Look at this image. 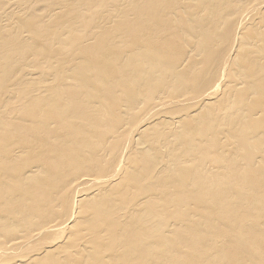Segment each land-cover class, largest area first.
<instances>
[{"label":"bare ground","instance_id":"6f19581e","mask_svg":"<svg viewBox=\"0 0 264 264\" xmlns=\"http://www.w3.org/2000/svg\"><path fill=\"white\" fill-rule=\"evenodd\" d=\"M52 1H0L29 30L0 25V93L41 48L53 77L0 97V264H264V0H109L93 32L92 0Z\"/></svg>","mask_w":264,"mask_h":264},{"label":"rangeland","instance_id":"374dc122","mask_svg":"<svg viewBox=\"0 0 264 264\" xmlns=\"http://www.w3.org/2000/svg\"><path fill=\"white\" fill-rule=\"evenodd\" d=\"M100 1L101 0L91 1L92 5H94L95 7H93V9L89 12V18L95 21V26L94 28H93V25L90 26L87 29V31L92 30L93 32V30H101L102 28L106 29L108 26L111 25V20H113L114 22L117 21L116 11H112L108 6L110 1L103 0L104 2H106L103 9L99 8ZM54 2L57 3L58 1H54ZM52 3H53L52 0H39L37 2L26 0V4L24 5V7L31 9V10L35 9L37 14L48 15L47 10L51 7ZM105 14L110 15V17L107 19H103L101 16ZM24 22H25L24 17H12V18H5L3 22H0V25L6 26L7 30H5L6 32H4V34L7 37L18 35V36L26 38L29 34L28 33L29 30L23 26ZM32 38H33V34L31 32V39ZM89 38L91 39L92 36ZM117 43L119 46L123 45L121 41H117ZM41 49H42L41 56H36L34 55L33 52H31V55L27 58L25 62L16 61L14 63V67L12 66L13 74L5 82V90L0 93V97H5L9 95L11 91H15L16 93H19V94H21L24 90H28L31 92V88L35 86H39L40 88L44 89L42 85L48 84V81H47L48 78H53V77L51 75H48L47 60L45 59L46 51L43 48ZM115 53L116 51L109 50V52L105 53L104 55L110 57L111 55ZM21 69L28 70L30 75L26 77L27 74L22 73ZM120 73L122 72L117 71V75ZM57 78H61V77H57ZM57 78H54V79H57ZM200 119H204V118L201 117ZM120 120L121 122L118 124V126H120L122 123H128L125 116H121ZM195 138L193 137V139ZM196 141L197 143H201L202 145H208L212 142L210 136L208 137L199 136V139ZM231 143H232V147L230 149H226L225 145L223 146L222 149H219L218 147H215V146H210L207 149V151L204 153V159L199 164H203V167L206 166L209 168H213L215 166L218 167L220 164L228 163L227 159L230 157V155L231 154L233 155L236 153L237 138L231 137ZM257 147L258 148L253 150V152L256 153L255 155L256 157H259L262 155V152L264 151V142H259L257 144ZM209 150L211 151L209 152ZM217 162L220 164H218ZM152 175L153 174L147 175V177L142 183L143 185H141L138 189H134L132 191V194L140 196L141 192H147V193L150 192L152 188V184H153ZM190 190L193 193H195L197 191V186L194 183H192V185L190 186ZM172 198L176 201L174 195L172 196L165 195V198L161 195V204L164 205V203L167 200H170ZM194 203L195 205L187 209H194L200 206L201 204V202H194ZM173 212L175 211H172L170 213H173ZM164 216L166 215H163V217ZM169 223H175V220L171 219L169 220ZM193 224L195 226L198 225V223L196 222H194ZM182 226H185V225H182ZM200 226L201 228L203 227L202 224Z\"/></svg>","mask_w":264,"mask_h":264}]
</instances>
